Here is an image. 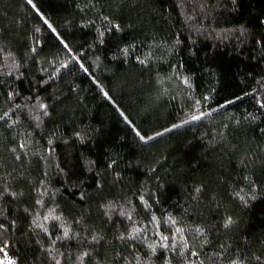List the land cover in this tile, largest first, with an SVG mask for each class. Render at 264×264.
<instances>
[{"label":"trees","instance_id":"trees-1","mask_svg":"<svg viewBox=\"0 0 264 264\" xmlns=\"http://www.w3.org/2000/svg\"><path fill=\"white\" fill-rule=\"evenodd\" d=\"M0 264H264V0H0Z\"/></svg>","mask_w":264,"mask_h":264}]
</instances>
